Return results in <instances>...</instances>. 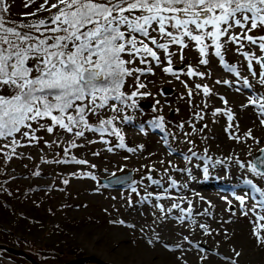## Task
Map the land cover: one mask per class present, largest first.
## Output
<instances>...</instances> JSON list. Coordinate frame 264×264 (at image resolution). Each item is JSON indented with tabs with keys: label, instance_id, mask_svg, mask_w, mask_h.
<instances>
[{
	"label": "rangeland",
	"instance_id": "1",
	"mask_svg": "<svg viewBox=\"0 0 264 264\" xmlns=\"http://www.w3.org/2000/svg\"><path fill=\"white\" fill-rule=\"evenodd\" d=\"M56 2L5 0L3 6L7 11L0 12V15H3L8 27L38 23L40 20L55 27L51 24V17L58 9L51 8V5ZM41 5H44L43 9ZM49 8L50 11L47 10ZM18 30L41 38V33L44 36L52 35L43 26L40 32L28 28ZM121 30L127 33L126 26L122 25ZM166 30L178 34L177 29L171 27V22L166 24ZM206 30L212 31V28L209 26ZM149 33L157 44L167 43L168 49L158 48L140 33L134 34L138 41L143 40L153 48L160 59L157 62L144 52L135 57L122 54L125 60L134 59V63L127 65L128 68L143 70L142 73L134 72L126 77L121 87L127 97L137 92L132 99H110L104 108L86 112L88 128L82 124L74 125L73 131L69 132L53 125L50 118L45 117L38 122L30 121L31 129L22 127L14 136L0 137V211L10 209L18 215L15 226L2 224L16 233L5 238L3 245L20 248L41 264H65L83 256L91 257L84 264H101L98 261L144 264L137 258L141 254L138 247L145 244L138 237L145 232L160 231L163 239L175 244V249L172 250L166 241L153 243L163 254L175 255L174 263L227 264L226 259H212L209 253L197 249L193 244L195 241L218 248L231 256L236 264L264 262V258H256L244 247L248 240V246L252 249L260 248L254 232L258 231L264 236V224L254 226L251 223L256 215L263 213L259 208L264 205V196L261 195L264 178L250 170L255 156L264 147V124L261 123L264 110L260 107L264 103V83H261L264 50L259 48L262 42L260 38L264 37V26L251 31L240 27L229 29L228 35L221 37L223 61L215 55V46L209 38L204 40L208 45L207 55L201 56L199 45L190 37H184L187 47H182L171 43L170 37L161 36L155 23ZM127 34L129 38L133 35ZM194 34L202 33L195 30ZM233 35L237 37L236 41L229 39ZM246 35L253 36L256 43L248 41ZM244 53H248V56ZM141 58L145 63L140 62ZM202 59H207L208 63H200ZM29 66L34 67V62L30 61ZM149 67L151 72L147 71ZM169 67L173 71L165 72L164 69ZM138 84L145 87L138 89ZM205 87L209 89L207 94ZM0 94L10 95L11 90L0 88ZM253 100L255 103H252ZM244 102L248 104L247 107H241ZM84 103L88 104V101ZM223 110H228V114ZM69 112L75 114L71 109ZM152 116L163 121L166 134L149 124H139ZM107 120L112 123L100 125L101 121ZM48 126L53 127L51 133L46 130ZM107 129L117 133L108 134L115 138L120 135L130 146L114 145L116 139L110 140L104 136ZM25 131L29 132L28 137L22 135ZM77 131H83V136H77ZM249 131L252 136L259 137L256 140L259 143L247 135ZM235 133L239 134L236 137L241 141L232 142L230 135ZM33 135L36 139H32ZM207 135H216L224 142H214ZM194 147L210 155L229 156L231 162L228 166L242 177L241 185L244 186L238 190L243 203H237L232 197L227 199L228 202H216V210L210 215L206 230L196 223L183 224L170 220L164 224L159 217L166 218V212L171 209L177 211L178 204L185 210L189 209L174 200L161 203L156 188L165 182L161 180L155 183V180L158 177L168 178L165 174L170 169L168 161L174 158L172 150L187 152L188 161L193 162L196 158L190 153ZM78 160L86 163L78 164ZM130 171L131 180L122 185L111 186L102 181ZM170 175L176 176L175 183L184 177L182 171H173ZM247 181H251V184ZM226 182L231 183L229 180ZM211 201L209 199L203 203L204 207L211 205ZM24 219L30 220V225H27L33 231L41 232L32 235L29 229L23 227ZM120 221L130 224H121ZM43 225L44 228H41ZM173 229H178L180 234H165ZM44 231L51 233L46 239L43 237ZM123 237L132 243L138 242L127 248L132 254L130 258L122 256L126 251L123 249L126 246L122 242ZM184 238L191 243L181 240ZM0 264L31 262L0 249Z\"/></svg>",
	"mask_w": 264,
	"mask_h": 264
},
{
	"label": "snow or ice",
	"instance_id": "2",
	"mask_svg": "<svg viewBox=\"0 0 264 264\" xmlns=\"http://www.w3.org/2000/svg\"><path fill=\"white\" fill-rule=\"evenodd\" d=\"M4 3L5 0H0V12L7 11ZM43 8L44 5H41ZM51 8L58 9L51 17V24L55 27L44 20L8 27L3 15H0V88L11 90L10 95L0 94V137L14 136L22 127L31 129L30 121L38 122L45 117L50 118L53 125L69 132L73 131L74 125L90 127L86 112L104 108L110 99L120 100L125 96L121 91L125 78L134 72H143L140 68H128L127 65L134 63V59L125 60L122 54L135 57L144 52L159 62L160 58L153 48L143 40L138 41L135 33H140L153 45L167 51V43L157 44V40L150 36L149 29L153 23L158 25L161 36L171 38V43L187 47L184 37H190L199 45L201 56L207 55L208 45L204 40L211 39L215 55L221 61V49L224 47L221 37L228 35L229 29L240 27L251 31L264 26V0H57ZM246 21L249 24H245ZM170 22L178 34L166 30V24ZM122 25L126 26L127 33L133 34L130 38L126 31L121 30ZM41 26L52 35L44 36L41 33V38L18 30L28 28L40 32ZM209 26L212 31L206 30ZM195 30L202 34H194ZM245 38L256 43L251 35ZM229 39L236 41L237 37L233 35ZM260 39L259 48L264 50V37ZM244 55L248 56V53ZM261 59L264 60V57ZM30 61L34 62V67L29 66ZM140 62L145 63V60L141 58ZM200 63L207 64L208 61L202 59ZM261 66L264 67V64ZM147 71L151 72L152 69L149 67ZM164 71L173 70L169 67ZM261 83H264V73L261 74ZM144 87V84H138V89ZM204 92L207 94L209 89L205 87ZM136 95L137 92H133L127 98L132 99ZM260 107L264 110V103ZM70 109L75 114H71ZM229 119H232L231 115ZM111 123V120L101 121V124ZM261 123L264 124V120ZM46 130L51 133L53 127L48 126ZM83 134V131L76 132L77 136ZM22 135L28 137L29 132L25 131ZM247 135L255 140L251 131ZM32 139L36 137L33 135ZM76 163L84 164L86 161L78 160ZM258 164L261 167L253 163L250 170L264 178V170H261L264 158ZM247 183L251 184V181ZM261 195L264 196V191H261ZM238 199L243 203V197ZM260 219L264 220V216ZM254 235L258 243L264 244V236L258 231ZM232 264H236V261H232Z\"/></svg>",
	"mask_w": 264,
	"mask_h": 264
},
{
	"label": "bare ground",
	"instance_id": "3",
	"mask_svg": "<svg viewBox=\"0 0 264 264\" xmlns=\"http://www.w3.org/2000/svg\"><path fill=\"white\" fill-rule=\"evenodd\" d=\"M247 106L248 104L246 102L241 105V107ZM223 111H226L225 113L228 114V110ZM236 135L239 134L235 133L230 135L232 142L238 140L241 141V139L236 137ZM206 137L213 140L214 142H224L223 139L217 137L216 135H207ZM258 139L259 137L255 136L254 141ZM172 153L174 158L168 161L170 169L166 171L165 174L168 178L164 179L158 177L155 180V183H158L161 180L165 182V184L162 183L163 185L161 187L156 188V195L161 198V203L168 199L169 201L174 200L181 203L182 205L188 206L189 209L185 210L180 204H178L179 208H177V211H173L171 209L168 213L166 212V218L159 216L161 223L165 224L167 222L168 224L170 220L183 224L196 223L198 226H200V228L206 230L208 226V220H210V215L216 210V202H228L227 199L231 197L234 198L237 203L238 201L241 202V200L238 199V197H241V194L238 192V190H241L244 187L241 185L243 180L241 179V176H238L234 171L230 170V167L228 166L231 162L229 156H214L203 151H199L195 148L192 151V154L190 153V155H193L196 160L190 162L188 161L187 152L172 150ZM198 160H201L202 162H199ZM191 165L192 168H190ZM205 169H207V172H205ZM173 171H182V174L184 175L182 181L173 183V181H176V176L170 175V172ZM227 180H229L231 183H227ZM209 199L212 200L211 205L204 207L203 203L209 201ZM259 202L263 203V201ZM156 203L158 204V202ZM259 209L262 210L263 213L262 215H256L254 219L251 220V223L254 226L259 225L260 223L264 224V220L260 219V217L264 216V205ZM124 223L128 225L130 224L129 222ZM201 225H204L205 227H201ZM245 229L247 230V227H245ZM165 234L173 236L180 233L178 229H173L171 233ZM162 236V232L155 231L145 232L142 236L138 237V239H140V241L144 242L145 244L138 247V249L141 251V254L139 257L137 256V258L142 260L144 264H178L177 262L174 263V260H176L175 255L169 253L163 254L160 249L155 247L153 241H162V243L166 241ZM133 239L137 240L136 236H133ZM122 240V242L126 243V246H124V248L122 247L123 249H126V251L122 253V256H125L124 258H130V255L132 256V254L127 251V248L130 245H137L138 242L134 241V243H132L133 241L131 242L130 240H126L125 237H123ZM181 240L186 243H191L189 239L186 238ZM149 241H151V243H149ZM166 242L172 250L175 249L176 246L171 240ZM193 244L197 249L209 253L212 259H218L217 257H220L226 259L227 264H232V261H235L231 256L221 252L214 246L201 241H195ZM248 245L249 241L247 240V242L244 244V247L248 250V252H251V255L253 254L256 258H264V248L262 247V244H260L261 247L258 249H252L251 246ZM262 264H264V262Z\"/></svg>",
	"mask_w": 264,
	"mask_h": 264
},
{
	"label": "trees",
	"instance_id": "4",
	"mask_svg": "<svg viewBox=\"0 0 264 264\" xmlns=\"http://www.w3.org/2000/svg\"><path fill=\"white\" fill-rule=\"evenodd\" d=\"M224 60V59H223ZM124 99H127V96H124ZM126 118L128 119V120H130V118L126 115ZM139 124H149V125H151L153 128H155V130H157V131H160V132H162V133H164V134H166V132H167V130H166V128L164 127V123H163V121L161 120V119H159V117H156V116H152V117H150V118H145V119H143L142 121H140L139 122ZM100 125H102V124H100ZM92 126H95V125H92ZM141 126V125H140ZM108 133H116L115 131H113V130H111V129H107L105 132H104V136H106L107 137V139H110V140H113V139H116V144L115 143H113L114 145H118V146H121V141L123 142V146L124 147H128V146H130L129 144H128V142H127V140L126 139H124L123 137H121L120 135L117 137L116 136V138L115 137H113V136H111L110 134H108ZM107 134V135H106ZM117 134V133H116ZM118 138V139H117ZM122 147V146H121ZM16 216H18V215H15V214H13V212H11V210L10 209H6V210H4V211H0V244H4L6 241H5V238H7L9 235H14L15 236V231L14 230H12V229H7V228H5L4 227V225H2V224H5V223H7V224H13L14 226L18 223V220H16ZM34 218H32V220H33ZM29 221L30 220H27V219H24L22 222H23V227L25 228V229H29L28 231H31V234L32 235H36V233H40L41 231H38V232H36V229L33 231V228L32 227H29L28 225H30V224H28L29 223ZM40 220H38V222H39ZM40 223V222H39ZM39 223H37V224H39ZM28 224V225H27ZM41 224V223H40ZM33 225V224H32ZM23 228V229H24ZM41 228H44V225L43 226H41ZM43 232V231H42ZM28 234V233H27ZM50 235L51 233H49V232H45L44 231V234H43V237L46 239L47 238V235Z\"/></svg>",
	"mask_w": 264,
	"mask_h": 264
},
{
	"label": "water",
	"instance_id": "5",
	"mask_svg": "<svg viewBox=\"0 0 264 264\" xmlns=\"http://www.w3.org/2000/svg\"><path fill=\"white\" fill-rule=\"evenodd\" d=\"M262 61H264V60H262ZM262 149H264V147ZM262 158H264V152H261V150H260V152L255 156V158L253 160L254 163H257L258 167H261L258 164V161ZM261 170H264V167H262ZM131 178H132V172L130 171L128 173L115 175V176L108 178V179H103L102 181H103V183L109 184V185H120V184L122 185L123 183L130 181ZM0 249H3L5 251H7L8 253L15 255V256H22L25 259H27L28 261H30L31 264H41L36 259H34L31 255H29L26 251H24L20 248L18 249V248H14L13 246H7V245L0 244ZM90 258L91 257L83 256L81 258H76V259H73L71 261H68L65 264H84ZM98 262L101 264H108V263H103L101 261H98Z\"/></svg>",
	"mask_w": 264,
	"mask_h": 264
}]
</instances>
